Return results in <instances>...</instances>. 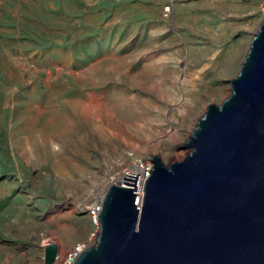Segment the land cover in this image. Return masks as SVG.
Masks as SVG:
<instances>
[{
	"label": "rangeland",
	"instance_id": "obj_1",
	"mask_svg": "<svg viewBox=\"0 0 264 264\" xmlns=\"http://www.w3.org/2000/svg\"><path fill=\"white\" fill-rule=\"evenodd\" d=\"M261 21L260 0H0V264L93 245L89 204L184 158Z\"/></svg>",
	"mask_w": 264,
	"mask_h": 264
},
{
	"label": "water",
	"instance_id": "obj_2",
	"mask_svg": "<svg viewBox=\"0 0 264 264\" xmlns=\"http://www.w3.org/2000/svg\"><path fill=\"white\" fill-rule=\"evenodd\" d=\"M231 92L210 104L165 164L153 156L106 191L96 242L73 264H264V18ZM58 245L45 247L53 264Z\"/></svg>",
	"mask_w": 264,
	"mask_h": 264
},
{
	"label": "built area",
	"instance_id": "obj_3",
	"mask_svg": "<svg viewBox=\"0 0 264 264\" xmlns=\"http://www.w3.org/2000/svg\"><path fill=\"white\" fill-rule=\"evenodd\" d=\"M260 7H261V14H262V19L264 18V0H260ZM140 164V166L142 167V169L144 170V173L146 174V177L149 175L150 170H151V166L145 165L142 162V160H138L134 166L132 168L126 169L124 170L116 179L112 180L103 190L101 193V197L99 200L93 201L92 203L89 204V206L87 207V211L89 213V215L93 218L94 222L99 225L98 223V215L102 209V203H103V199L104 196L106 194L107 189L109 188L110 185L112 184H119V185H123V186H132V185H127L123 182V178L127 177V174H132L134 169ZM137 189V188H136ZM138 194L140 195L138 189H137ZM141 196V195H140ZM79 245V244H78ZM78 245L73 248V250L68 254V256L65 258L63 264H73L74 260L77 258L78 254L82 251V250H78ZM58 259V254L57 257L55 259V261ZM54 261V262H55ZM54 264V263H53Z\"/></svg>",
	"mask_w": 264,
	"mask_h": 264
},
{
	"label": "bare ground",
	"instance_id": "obj_4",
	"mask_svg": "<svg viewBox=\"0 0 264 264\" xmlns=\"http://www.w3.org/2000/svg\"><path fill=\"white\" fill-rule=\"evenodd\" d=\"M230 86H231V83H230ZM134 172H139L140 173L139 174V179H138V184H137V189H138L140 195H142L143 185H144V182H145V179H146V174L144 173V170L142 169L140 164L134 169ZM84 248H87V247H84L83 245H79L78 246V250H83Z\"/></svg>",
	"mask_w": 264,
	"mask_h": 264
}]
</instances>
